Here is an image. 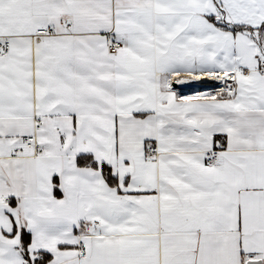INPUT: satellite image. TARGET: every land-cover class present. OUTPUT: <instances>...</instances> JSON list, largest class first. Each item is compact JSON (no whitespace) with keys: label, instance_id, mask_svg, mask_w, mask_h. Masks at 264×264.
Segmentation results:
<instances>
[{"label":"snow or ice","instance_id":"1","mask_svg":"<svg viewBox=\"0 0 264 264\" xmlns=\"http://www.w3.org/2000/svg\"><path fill=\"white\" fill-rule=\"evenodd\" d=\"M0 264H264V0H0Z\"/></svg>","mask_w":264,"mask_h":264}]
</instances>
